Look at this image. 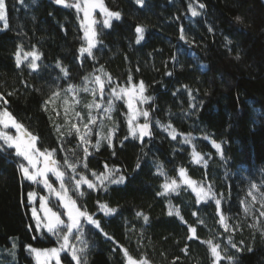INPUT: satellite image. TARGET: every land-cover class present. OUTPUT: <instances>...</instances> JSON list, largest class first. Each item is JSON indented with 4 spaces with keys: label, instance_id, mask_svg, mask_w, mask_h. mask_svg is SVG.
Returning a JSON list of instances; mask_svg holds the SVG:
<instances>
[{
    "label": "trees",
    "instance_id": "16d2710c",
    "mask_svg": "<svg viewBox=\"0 0 264 264\" xmlns=\"http://www.w3.org/2000/svg\"><path fill=\"white\" fill-rule=\"evenodd\" d=\"M6 3L8 28L0 23V110L6 108L38 137L40 151L55 150L54 159L65 172L72 199L99 221L100 229L82 225L87 251L81 255L86 264H127L124 249L149 264H214L208 240L218 243L221 256L232 257L234 264H264V216L260 215L264 211V0H145L143 6L135 0H104L109 10L121 13V19L105 28L96 14L100 43L91 57L79 51L87 44L75 9L55 0ZM201 3L203 9L198 7ZM190 4L200 15H191ZM137 26L145 28L139 44ZM21 46L24 52L40 54L37 69L29 68L28 61L16 66L15 53ZM96 75L105 82L103 98L94 83ZM109 77L114 84L107 82ZM140 81L146 87L144 95L152 98L145 103L152 135L143 142L129 134L124 100H113L111 113L103 111L111 87H131ZM70 86L73 91L68 92ZM94 100L101 109L86 107ZM90 111L97 121L89 125L92 134L85 145L80 136ZM173 129L176 140L169 135ZM109 133L111 146L103 138ZM185 136L190 143L184 142ZM212 140L221 144L222 156ZM194 151L208 161L207 166L194 162ZM65 158L68 163L79 161L75 173ZM20 163L25 161L14 149L0 152V259L34 264L26 246L48 249L58 247V242L51 234L29 230L35 220L28 194L41 195L42 188L22 176ZM180 168L198 186L211 187L221 200L219 208L214 200L198 203L196 193L184 184L178 193L160 195L166 181L181 183ZM113 169L120 170L113 178L123 175L124 183L101 186L92 175ZM73 175L76 180L86 177L96 189L84 184L79 190L84 194L78 195L70 179ZM102 204L116 212L105 215ZM221 214L228 231L219 222ZM191 227L196 235L188 239ZM229 237L236 248L228 243ZM13 241L14 257L9 254ZM69 258L70 254L62 255L63 264ZM219 264L232 262L224 258Z\"/></svg>",
    "mask_w": 264,
    "mask_h": 264
},
{
    "label": "snow or ice",
    "instance_id": "6c2138e0",
    "mask_svg": "<svg viewBox=\"0 0 264 264\" xmlns=\"http://www.w3.org/2000/svg\"><path fill=\"white\" fill-rule=\"evenodd\" d=\"M55 3L58 5H63L65 8L75 9L78 14H83L81 19V27L84 29V39L86 40L87 46L81 47L79 49L81 55L87 53L88 56L91 57L93 55V48H95L96 45L100 43V41H98L97 39L98 33L95 27V25L97 24V20L94 18V13L96 9H99V12L103 14V19L102 21H100V23L105 28L112 27L113 19H121V13L119 11L109 10L104 4V0H73V2H69V0H55ZM135 3L137 5L143 6L145 0H135ZM198 7L200 9H203L205 5L201 3L198 5ZM189 8L192 16L200 15V12L197 11V7L190 4ZM239 19L240 18L237 17V20ZM0 21L3 22V28L7 29L8 22L6 0H0ZM135 32L138 34L136 38V43L139 44L145 38V28L143 26H137L135 28ZM181 39H185L183 29H181ZM22 53L23 57L21 55ZM29 57H31L30 61ZM40 58V54H38L36 51L24 52L22 46L15 53L17 67H20L21 64L24 63V61H28L27 66L35 70L38 68L36 61L40 60ZM237 59H239V57H237ZM63 71L65 76H67V70L63 69ZM99 71L103 72V68H101ZM168 75H171V73H168ZM87 79L88 78L85 77L86 81ZM128 81L129 83H131V75H129ZM107 82L109 84H114V82L111 81L110 77L108 78ZM94 83L99 85V95L101 96V98H103L105 95V82L101 80V77L99 75H96L94 77ZM67 91L71 92L73 91V88L70 86ZM84 91L87 92L89 91V89L85 88ZM91 91L93 96L95 97L97 95V90L93 89ZM145 91L146 87L143 81H140L138 85L131 84V87H120L119 85H115L110 88V91L108 92V103L103 108V111L105 113H111L114 110V105L112 101L121 100L127 97V108L130 112L127 121L129 134L133 138L139 139L141 142H143L145 136L150 137L152 135L148 122L149 112L147 110H137L136 108L137 101L146 103L147 101L152 99L150 96L144 95ZM9 95H11V93H9ZM56 95H59V93H56ZM189 95H191L190 92ZM65 103H67V101ZM86 107L88 109L95 108L99 110L101 109L102 104L97 103L94 100L93 103L86 104ZM193 107H195V105H193ZM65 111L67 112V109H65ZM88 115L89 122L83 124V128L85 131L84 134L80 136V141L85 145L90 143V137L92 134V128L89 125H95L97 121V117L95 115H92L91 111L88 113ZM76 116L79 117L80 114L77 112ZM139 116H143L145 118V123L133 126V122L137 120ZM0 126H2V129H7L9 127L14 128L16 130V133H18V135H12L9 134L7 131L0 129V152H4L7 149H15V155L27 162L26 164L20 163L17 165L20 172L22 173V176L34 184L43 183L44 187L47 188L50 193L55 194L57 198V203L64 209L63 213L60 211H54L52 207H49V201L44 197H41L40 203V209L42 210L43 216H41L35 206L31 208V215L32 218L35 220V224L34 226L29 225V230H35L37 232H41V234H51L52 236H55L57 238L58 247H53L49 249H38L33 248L29 245L26 246L28 251L31 254H34L37 260V264H52V261H55V264H61L60 254L62 252H64L65 254L70 253L68 264H71L72 261H75V264H86V258H83L81 255L87 251V242L83 240L84 233L82 231L81 219L83 218L86 223L94 225L97 229H100V223L98 220L93 219V217L89 215L86 210H81V208L77 207L76 200L72 199L70 196L67 195V188L64 181L65 172L59 170V168L57 167L58 162L52 159L55 150L40 151V149L36 148V141L38 137L28 132V130L25 129L22 124L16 121L15 117H13L12 114L7 111L6 108L4 110H0ZM72 127L76 128L77 133L80 132V129L76 127V125H73ZM57 130L59 131V129ZM69 134H71V132ZM169 135L173 140H176L177 133L174 129L169 132ZM103 138L106 139L108 144L111 146L112 134L109 133V135ZM124 139H128V136H125ZM205 139L208 138L205 137ZM184 142L190 143V138L185 136ZM211 143L215 149L221 152L222 156L221 144L217 143L215 140H212ZM98 144L99 142H97V145L95 146L97 150ZM83 151L85 155L88 154L87 147H84ZM193 159L195 163L200 164L201 161H203V164L207 166L208 161L204 160L203 156H201L199 153H196L195 151L193 152ZM65 163H67V166L72 169L73 173L76 172V167L79 161L68 163L67 158H65ZM83 166L84 168H87L86 163ZM139 166L140 165L137 164V168H139ZM160 167L162 168L163 166L161 165ZM105 168H107V165H105ZM119 171V169H113L109 170L107 173L102 175H97L96 173H92V175L96 177L101 186H104L105 182H109L111 184H122L125 182L126 179L123 175H119L118 178H113L115 173H119ZM49 172H51L55 176V178L60 182L59 190L54 188L53 184L49 182ZM161 175H163V172H161ZM179 175L182 178V183L186 184L192 189L193 192L196 193L198 203L202 200H214L215 204L219 208L221 200L216 198V193L212 192L211 187H209L207 190L203 187V185H200L198 187L197 182L187 176L186 169L184 168L179 169ZM70 179L75 181L74 189L77 191V194L81 196L84 194L82 192H79L81 183L87 184L88 189L94 190L97 187L96 184H94L92 181L88 180L84 176H81L79 180H76L75 176L73 175L70 176ZM162 187L163 192H161L160 195H166L171 192L178 193L181 184L177 183L175 179H172L170 180V182L166 181L162 185ZM104 190L106 191L107 188L104 187ZM35 197V192H30L28 194V199L30 202L33 201ZM253 199H255V197H253ZM100 207L105 213V215H110L116 212V209L110 208L106 204H102L100 205ZM245 211L248 210L245 209ZM168 214H173V210L171 208ZM62 215H66L67 223L64 219L61 218ZM137 215L140 216L143 214L137 213ZM175 215H180L178 209L175 210ZM193 215H195V213ZM260 215L264 216V211L260 212ZM143 219L145 222L148 221V217L146 215H143ZM181 219L183 218L181 217ZM219 222L221 225L224 226L225 230L228 231V225L226 224L225 217L222 214L220 216ZM42 230H46V233L42 232ZM190 231L192 235L189 236L188 239H193L196 235V228L191 227ZM262 235H264V230H262ZM105 236H107L106 233ZM33 239H36V237L34 236ZM72 240L79 241L82 247L77 248L76 245L72 243ZM205 243L210 248L211 255L214 258V264H219L221 259L224 258L228 259L230 262H232V264H234L232 257L221 256L222 250L220 249V245L218 243L213 244L211 240L205 241ZM228 243L231 244L233 248H236V245L232 242L230 237ZM15 247L16 245L13 241L12 249L9 250V254L13 257L15 255ZM239 250L240 249H237V251ZM249 251H251L250 248ZM123 255L126 258L127 264H149L146 258L141 260L133 258V256L128 252L127 249H124Z\"/></svg>",
    "mask_w": 264,
    "mask_h": 264
},
{
    "label": "rangeland",
    "instance_id": "374dc122",
    "mask_svg": "<svg viewBox=\"0 0 264 264\" xmlns=\"http://www.w3.org/2000/svg\"><path fill=\"white\" fill-rule=\"evenodd\" d=\"M97 13H99L100 14V16H101V18H103V14L102 13H100L99 11L97 12ZM96 13V14H97ZM96 14H94V18L96 19ZM80 15H81V19H82V16H83V14L82 13H80ZM113 20H115V19H113ZM2 21H0V23H1ZM3 23V22H2ZM83 32H84V29H83ZM84 54H87V53H84ZM122 100H124V102H125V105L127 106V97H125L124 99H122ZM145 103H142V102H139V101H137L136 102V108H137V110H146V108H145ZM129 115H130V112H129V110H128V118H129ZM148 120H149V117H148ZM143 123H145V118L143 117V116H139L138 117V119L137 120H135L134 122H133V126H136V125H138V124H143ZM0 129H2V126H0ZM2 130H4V131H7L9 134H12V135H18V133H16V130L14 129V128H11V127H9V128H7V129H2ZM36 148H37V142H36ZM15 150V149H14ZM52 159H54V154H53V156H52ZM55 160V159H54ZM27 162L25 161V164H26ZM57 167H58V163H57ZM48 178H49V182L50 183H52L53 184V187L54 188H56L57 190H59V181L55 178V176L51 173V172H49L48 173ZM26 179V178H25ZM180 179H181V183L180 184H183L182 183V178L180 177ZM27 180V179H26ZM193 180V179H192ZM28 181V180H27ZM64 181H65V184H66V188H67V195L68 196H70L71 197V195H70V192H69V184H68V179L64 176ZM28 182H31V181H28ZM97 182L99 183V181L97 180ZM73 184H74V182H73ZM35 185H37V186H39L40 188H42V193H41V195H39V194H37L36 193V197L34 198V200L33 201H29L30 202V204H31V207H33V206H35L36 208H37V210H38V212L41 214V216H43V213H42V210L40 209V203H41V197H44V198H46L48 201H49V207H52L53 208V210L54 211H56V208H55V206H53V203L54 204H57L58 206H60L58 203H57V198H56V196H55V194H53V193H50L49 192V190L47 189V188H45L44 187V185H43V183H39V184H35ZM84 185V183H81V185H80V188H79V190L82 188V186ZM184 185H186V184H184ZM197 186H198V184H197ZM199 187V186H198ZM190 188V187H189ZM191 189V188H190ZM207 190V189H206ZM72 198V197H71ZM53 202V203H52ZM78 207V206H77ZM60 208H61V210H64L61 206H60ZM66 216V215H65ZM62 219H63V217H61ZM64 220H66V223H67V217H64ZM86 222L83 220V218L81 219V224L82 225H84ZM46 232V230H42V232ZM72 243H74L75 245H76V247L77 248H79V247H81V244L79 243V241H77V240H72ZM49 249V248H48ZM65 253L64 252H62L60 255L62 256V255H64ZM68 254H70V253H68ZM32 257H33V261H34V264H37V260H36V258H35V256H34V254H32ZM13 262V263H12ZM15 264V261H11V260H7V261H5V262H2L1 261V259H0V264ZM52 264H55V261H52ZM61 264H63V262H62V259H61Z\"/></svg>",
    "mask_w": 264,
    "mask_h": 264
},
{
    "label": "water",
    "instance_id": "95a60500",
    "mask_svg": "<svg viewBox=\"0 0 264 264\" xmlns=\"http://www.w3.org/2000/svg\"><path fill=\"white\" fill-rule=\"evenodd\" d=\"M44 1H51V0H44ZM98 11H99V9H96L94 14H96Z\"/></svg>",
    "mask_w": 264,
    "mask_h": 264
}]
</instances>
